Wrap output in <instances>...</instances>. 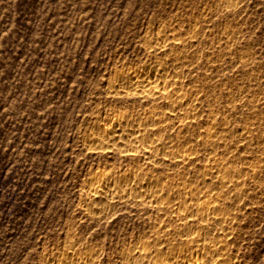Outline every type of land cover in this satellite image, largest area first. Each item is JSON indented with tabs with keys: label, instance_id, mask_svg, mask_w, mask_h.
Segmentation results:
<instances>
[{
	"label": "rangeland",
	"instance_id": "374dc122",
	"mask_svg": "<svg viewBox=\"0 0 264 264\" xmlns=\"http://www.w3.org/2000/svg\"><path fill=\"white\" fill-rule=\"evenodd\" d=\"M159 32L167 43L156 50L148 41ZM152 59L167 63L182 110L164 96L108 93L120 67ZM151 108L166 122L161 139L191 148L189 160L100 150L84 139L94 121ZM189 112L191 124L175 133ZM207 133L223 143L204 144ZM210 161L238 165L245 179L236 186L242 198L227 196L235 213L228 256L264 264V0H0V264H59L69 243L78 253L90 246L94 264H153L123 250L138 238L165 251L194 233L210 240L177 212L182 196L160 209L125 196L94 214L85 196L101 169L148 170L167 188L185 182L216 195L213 175L203 182Z\"/></svg>",
	"mask_w": 264,
	"mask_h": 264
},
{
	"label": "bare ground",
	"instance_id": "6f19581e",
	"mask_svg": "<svg viewBox=\"0 0 264 264\" xmlns=\"http://www.w3.org/2000/svg\"><path fill=\"white\" fill-rule=\"evenodd\" d=\"M148 43L156 50L161 49L167 43V38L164 33L159 32L153 39L150 38ZM174 43L176 45L179 44L178 42ZM180 44L183 47H188L190 42H182ZM172 65L177 67L180 62L174 61ZM166 68L167 63L159 59L122 66L111 79L108 93L141 97L164 96L167 107H170V110H182L184 108L182 96L178 95L179 92L177 93L175 89L170 88L171 78H168ZM171 87L174 88L175 86ZM164 99L163 101H165ZM190 106L191 110L195 108L196 97L191 99ZM155 111L151 108L138 113L137 116L131 115L126 110L112 113L105 116L101 121H94L91 124V132L89 131L84 139L89 144H98L97 148L100 150L120 149L131 156L140 151L147 158L161 154L165 158L166 155H169L170 159L176 162L189 160L194 153L191 148L188 147L186 149L176 144H167L164 142L165 140L161 139L159 132L166 128V122L161 120ZM193 117V112L186 113L184 120H181L182 123L175 133L183 134L191 124ZM208 120L209 123H212L215 119L210 117ZM200 140L204 144H211L212 146L217 143L220 145L223 143L221 137L213 133H207L200 137ZM159 149L162 150L160 153ZM251 167L253 171L256 170L254 165ZM141 170H127L118 175L104 169L90 173L87 181L88 186H86L88 187V190L86 189L88 193L85 195L86 203H88L87 206L85 205L87 211L91 214L106 212L108 204L113 203L115 199L121 200L125 196H132V200L138 203H152L160 209L163 208L166 202L169 203V199L172 200L177 198V196H182V198L177 199V206L175 205L176 203L174 204L175 201H173V204L177 207H175L177 212L179 211L180 215H182L181 218L193 222H195V219L197 231L212 233H209L212 235V239L205 240L199 233H194L193 236L191 235V241L186 242L183 246L176 247L173 245L165 251L162 250L164 247H152L151 244L154 243H150L147 238H138L130 246L127 245L129 247L122 249L126 257L135 261L136 259L145 260L146 262L151 260L153 264H233L234 259L228 256L226 238L233 232L232 225L235 220V213L229 210L228 203L234 205L232 198H237L242 194L236 188L237 184L243 183L244 179L238 173L240 167L233 163L225 164L221 161L206 163L203 171V182L207 175H213L212 180L222 190L216 195L211 194L203 186L198 184L194 186L185 182H180L173 187L167 188L168 180L152 177L151 172L149 173L148 170ZM233 171H236L237 174L231 173ZM214 172L219 173L214 174ZM227 196L232 197L231 200H228ZM239 198H242V196ZM98 200H101L102 203L100 204ZM186 223L184 226H187ZM215 228L219 230L217 231ZM186 229L188 230L187 227ZM186 229L181 230L182 233ZM171 238L173 239V237ZM69 244L61 248L60 256L57 257V259L59 258V264L95 263V251L90 246L86 247L84 251L82 250L83 253L81 251L80 254L75 251L74 246L71 245L72 243Z\"/></svg>",
	"mask_w": 264,
	"mask_h": 264
}]
</instances>
